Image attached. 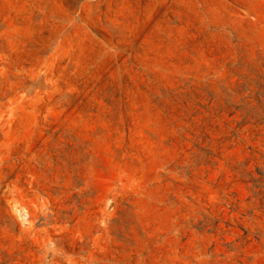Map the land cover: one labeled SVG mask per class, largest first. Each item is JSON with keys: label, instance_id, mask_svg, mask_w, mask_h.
<instances>
[{"label": "rangeland", "instance_id": "374dc122", "mask_svg": "<svg viewBox=\"0 0 264 264\" xmlns=\"http://www.w3.org/2000/svg\"><path fill=\"white\" fill-rule=\"evenodd\" d=\"M0 264H264V0H0Z\"/></svg>", "mask_w": 264, "mask_h": 264}]
</instances>
